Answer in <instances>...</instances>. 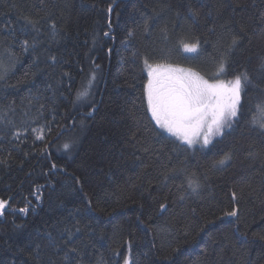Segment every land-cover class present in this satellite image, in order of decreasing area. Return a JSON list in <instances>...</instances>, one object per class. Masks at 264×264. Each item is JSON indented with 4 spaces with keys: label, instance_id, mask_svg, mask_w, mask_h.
<instances>
[{
    "label": "trees",
    "instance_id": "obj_1",
    "mask_svg": "<svg viewBox=\"0 0 264 264\" xmlns=\"http://www.w3.org/2000/svg\"><path fill=\"white\" fill-rule=\"evenodd\" d=\"M145 60L264 100V0H0V264H264V111L189 147Z\"/></svg>",
    "mask_w": 264,
    "mask_h": 264
},
{
    "label": "snow or ice",
    "instance_id": "obj_2",
    "mask_svg": "<svg viewBox=\"0 0 264 264\" xmlns=\"http://www.w3.org/2000/svg\"><path fill=\"white\" fill-rule=\"evenodd\" d=\"M108 11L111 12V8ZM28 23L34 26L33 21L29 20ZM53 27H55L54 24ZM23 43L27 45L28 41L25 40ZM237 43V40L233 39L230 47H235ZM185 50L196 52L197 46H185ZM25 51H27L26 47ZM225 63L223 60L220 62L215 78L209 80L192 69L166 64L153 66L145 60L144 64L147 69V83L144 85L146 107L158 128L189 147L196 145L205 147L212 142L214 137L223 136L226 129H231L233 124L248 115L252 108L264 111V100L252 104L244 91V86L250 82L246 70L234 74V77L227 82L219 79L220 75H228ZM0 79H3V76H0ZM95 79L96 75L93 72L86 89L78 93V99L89 95ZM249 122L253 127L264 132V121L258 122L253 117ZM37 139H44L42 131L37 135ZM64 148L67 150L69 145L65 144ZM228 158L226 155L225 159L218 163L222 165ZM232 196L235 199L236 193L233 192ZM7 205L8 201L0 199V216L4 214ZM164 207L165 205H161V209ZM20 211L26 213L28 209L23 208ZM237 213L238 209L233 208L226 215L236 217ZM124 264H129V260L125 259Z\"/></svg>",
    "mask_w": 264,
    "mask_h": 264
},
{
    "label": "rangeland",
    "instance_id": "obj_3",
    "mask_svg": "<svg viewBox=\"0 0 264 264\" xmlns=\"http://www.w3.org/2000/svg\"><path fill=\"white\" fill-rule=\"evenodd\" d=\"M185 46H189V47H191V46H193V45H184V46H183V49H184V51H185L186 53H192V52H188V51H186V50H185ZM153 66H155V65H153ZM172 66H173V65H172ZM174 67L190 69V68H188V67H182V66H174ZM205 79H206V78H205ZM225 81H226V80H225ZM226 82H227V81H226ZM217 137H218V136H217ZM217 137H214L213 140H214L215 138H217ZM213 140H212V141H213ZM0 199H2V198H0ZM3 200H5V199H3ZM6 201H8V200H6Z\"/></svg>",
    "mask_w": 264,
    "mask_h": 264
}]
</instances>
